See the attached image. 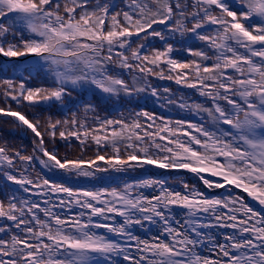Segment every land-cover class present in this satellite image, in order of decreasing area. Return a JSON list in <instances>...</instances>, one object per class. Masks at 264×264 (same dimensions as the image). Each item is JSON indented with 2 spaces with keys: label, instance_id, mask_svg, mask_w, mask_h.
<instances>
[{
  "label": "snow or ice",
  "instance_id": "6c2138e0",
  "mask_svg": "<svg viewBox=\"0 0 264 264\" xmlns=\"http://www.w3.org/2000/svg\"><path fill=\"white\" fill-rule=\"evenodd\" d=\"M0 57V264H264V0H0Z\"/></svg>",
  "mask_w": 264,
  "mask_h": 264
},
{
  "label": "trees",
  "instance_id": "16d2710c",
  "mask_svg": "<svg viewBox=\"0 0 264 264\" xmlns=\"http://www.w3.org/2000/svg\"><path fill=\"white\" fill-rule=\"evenodd\" d=\"M133 39H135V37H133ZM199 43V42H197ZM182 55H184L185 57H187V53H182ZM13 60H19V61H22V62H30L31 58L30 57H21V58H6V57H0V64L2 63H5V62H12ZM4 75H8V76H11L12 73L11 72H8V73H2L0 72V78H2ZM37 84L39 83L38 81L36 82ZM154 83L158 84V85H161V86H170L173 90H175L178 86L175 85V83H172L171 84V81H168V80H155ZM93 103H96V101H93ZM140 104L142 106H146L149 110H152L151 109V106H153V102L152 100H149L147 102L142 103L140 102ZM104 107L103 103L99 104L97 110L100 111V115H107L108 113H105L104 111H101V109ZM107 107L109 108V111H111V105H107ZM126 107H129V106H126ZM31 114V113H30ZM113 116H116L118 115V113H115V112H112L111 113ZM125 115H127V112L125 111L124 113ZM164 114V113H163ZM81 115H83V113L81 112ZM23 137V138H22ZM0 138H3V139H6L9 143V145L13 146V147H20L21 145H25L27 146L25 148V151L27 152H30L31 151V138L30 136H27L26 138L24 137V134L21 133L20 131L18 130H13L10 126H7V125H0ZM65 142L63 141H60L59 144H60V153L61 155H63L64 153H70V158H78L80 157L81 155H84L85 158H92L94 157L95 155V145H92V151H88L86 153H82L77 147L76 145L78 144V141H76L74 138L71 139V143H72V147H64ZM97 163H100L102 166H103V162H97ZM150 172L151 173H155L157 176L159 173H161V170L160 169H150ZM115 175H117L116 173H113ZM33 177H35L36 173L33 172L32 173ZM99 175H108L107 173H104V174H99ZM148 175V173H143L142 170L140 169H137L135 171H130L129 173L126 174L127 177H133V178H140L141 176H146ZM176 175V174H175ZM184 178L187 179L190 183L194 182L196 183L197 187H199L201 190H203L204 192L208 193L210 192L208 189H206L203 186H201V184L192 176H189V175H186V174H183ZM6 181L4 180V178L2 176H0V185L2 184H5ZM169 185L171 186H176V187H179V181L177 180H169L168 181ZM181 190H183L181 188ZM145 191L151 195L152 192H153V189H145ZM217 192H221L223 193L224 192V189L223 190H215ZM134 231L136 232V234L138 235H143V233L141 232V230L139 228H136L134 229ZM221 231H227V230H221ZM205 255H208L207 252L204 253ZM125 264H127V262H125Z\"/></svg>",
  "mask_w": 264,
  "mask_h": 264
}]
</instances>
